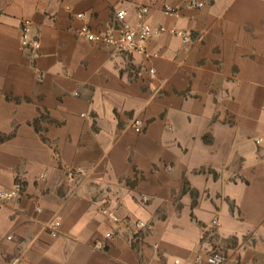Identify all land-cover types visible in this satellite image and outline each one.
<instances>
[{
  "label": "crops",
  "instance_id": "1",
  "mask_svg": "<svg viewBox=\"0 0 264 264\" xmlns=\"http://www.w3.org/2000/svg\"><path fill=\"white\" fill-rule=\"evenodd\" d=\"M186 1L0 0V264H264V0ZM140 5L150 56L78 34Z\"/></svg>",
  "mask_w": 264,
  "mask_h": 264
},
{
  "label": "built area",
  "instance_id": "2",
  "mask_svg": "<svg viewBox=\"0 0 264 264\" xmlns=\"http://www.w3.org/2000/svg\"><path fill=\"white\" fill-rule=\"evenodd\" d=\"M203 0H187L186 5L191 9L201 8L204 6ZM164 11L168 15H176L178 10L172 5H165ZM149 12V6L140 5L135 11L136 21L134 23H129L126 21L128 11L126 9H119L116 11V20L120 21L121 24L117 27H111L102 32H93L87 25H82L78 29V34L86 37L91 41H98L106 45L114 47L118 51H137L143 53L147 56H150V53L147 51V42L153 37L156 32L167 31L166 26H160L155 28L150 22L146 21V14ZM79 17H83V13L78 14ZM172 33L182 36V41H188V33L172 27L169 29ZM21 43L25 47H32L34 49L39 48L40 41L34 37L33 33V22L31 19L25 18L21 23ZM157 55V54H155ZM154 69H151V73H154ZM133 126L136 131L142 130V120L135 119ZM260 141V140H259ZM82 171V169H81ZM44 177V175H41ZM24 189V184L22 181H17L14 186L10 189L0 190V199H11L20 194ZM144 200H147V197H144ZM39 208V207H38ZM101 211L108 215L113 221L118 222L120 217L111 211L108 207H102ZM213 226L219 224L217 218L212 221ZM136 225L139 228H145L148 226V223L144 220H137ZM52 229V234H58V228L60 226L59 220H54L49 225ZM117 230H110L106 233L107 239H112L118 235ZM97 248H104V242H97L95 245ZM204 258L202 253H198L196 259L201 261ZM230 260V257L220 251H210L207 254V261L209 264H225ZM172 264H182L179 259H176Z\"/></svg>",
  "mask_w": 264,
  "mask_h": 264
}]
</instances>
